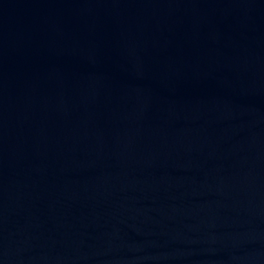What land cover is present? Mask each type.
I'll list each match as a JSON object with an SVG mask.
<instances>
[{"label": "water", "instance_id": "1", "mask_svg": "<svg viewBox=\"0 0 264 264\" xmlns=\"http://www.w3.org/2000/svg\"><path fill=\"white\" fill-rule=\"evenodd\" d=\"M0 264H264V0H0Z\"/></svg>", "mask_w": 264, "mask_h": 264}]
</instances>
